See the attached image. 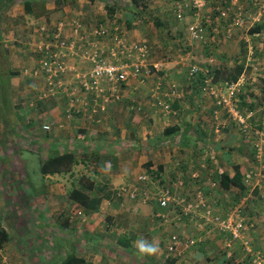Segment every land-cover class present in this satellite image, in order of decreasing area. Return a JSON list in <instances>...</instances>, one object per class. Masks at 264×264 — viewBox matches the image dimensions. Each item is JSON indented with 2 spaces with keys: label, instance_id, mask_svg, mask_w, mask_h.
<instances>
[{
  "label": "crops",
  "instance_id": "1",
  "mask_svg": "<svg viewBox=\"0 0 264 264\" xmlns=\"http://www.w3.org/2000/svg\"><path fill=\"white\" fill-rule=\"evenodd\" d=\"M108 1H0V44L10 56L7 69L18 72L12 75L10 87L15 103H24L19 105L20 110L17 109L25 111V123L31 130L27 135V149L5 148L7 144L0 147V152L3 148L7 150L0 153V166L9 162L12 169V156L18 155L15 151L25 152L28 156V152L40 149L43 154V159L39 160L41 163L57 153L72 152L76 157L71 171L43 174L46 180L37 196L26 195L30 183L22 185L19 178L15 181L21 175L11 174L0 167L1 190L7 188V181L13 185L8 196L0 192V200L7 198L8 207L14 203L22 208L9 210L3 207L5 202L0 203V210L4 211L0 214V225L9 237L0 245L3 257L8 258V264H251L246 261L249 255L241 242H232L230 235L210 220L207 210L221 216L234 210L241 197L240 189L235 185L221 187L220 176L233 177L236 167L244 182L249 172L263 174L264 152L257 154L254 143H249L251 139L242 134L235 122L228 120L224 130H216L219 126L217 111H221L223 121L227 114L202 90L204 76L192 77L191 74L194 65L202 71L204 67L190 64L183 72L184 60L178 61L182 55L173 56L174 52L164 57L166 62L158 61L161 59L153 52L157 49L154 44L158 45L155 36L144 37L147 29L136 24V20L139 15L148 16L145 11L150 7L155 15L171 22L167 24L163 20L164 29L171 26L170 32L180 33V38L175 41L179 48L213 50L225 47L227 41L238 34L250 52L253 50L252 37L257 35L251 30L264 21H253L247 28L237 29L232 25L235 16L230 14L218 26L214 41L195 44L186 36L192 10L180 19L175 7L179 0H145L143 3L146 2L147 6L143 9L141 4L139 14L133 17L135 8H129L125 11L128 16L125 28L122 13L118 12L122 10ZM161 2L166 6L162 7ZM223 2L230 4L229 0ZM240 5L235 8L244 15L258 13L248 0H240ZM217 6H207L204 13H213ZM61 20H79L88 30L98 25L118 28L129 43L147 44L150 49L148 65L164 66L161 69L165 72L154 70L152 73L149 67V76H132L123 83L119 98L106 103L91 94L87 96L89 104L82 106L81 112L69 115L67 107L71 92L65 94L63 87L54 86V97L41 99L43 80L32 74L41 56L37 50L41 39L39 27L45 23L52 26ZM128 21H131V27ZM154 24L159 25V22L154 21ZM229 31L232 33L230 37ZM209 35L212 36V32ZM103 40L110 43L109 38L100 41ZM173 45L165 40L158 47L161 50L178 48ZM249 60L235 62L245 61L243 75L252 70L253 63ZM70 63L81 71L87 70L88 63L79 56L73 57ZM261 75L259 78L251 74L249 82L260 80L264 94V75ZM206 78L212 80L208 86L216 89L224 81L220 78L215 82V75ZM65 86L77 90L74 83ZM252 89L254 87L249 85L244 91L248 96H254ZM77 94L80 99L77 104H80L85 94L82 91ZM159 102L169 103L171 108L167 109ZM10 125L12 129L16 126L14 122L8 125L6 138H13ZM44 125H51L50 129H44ZM40 131L39 141L33 142V137ZM261 143L264 150V143ZM254 150L259 162H255L254 169H251ZM18 160L23 161L17 156ZM144 173L150 175L146 184L139 181ZM212 181L217 185L212 186ZM121 187L136 188L137 197L131 198L128 193L119 195ZM143 187L153 195L152 200L141 198ZM19 188L25 193L20 191L15 203ZM68 188L80 189L90 200L87 204L73 200L70 195L73 189ZM164 189L173 194L167 208L160 207L158 202ZM257 193L255 190L249 200L250 228L247 232L257 247L256 251L264 256V205L254 204L258 202L255 200ZM190 203L197 206L186 212V205ZM159 212H164L166 219L160 217ZM173 235H178L180 242L171 250ZM189 238L196 239V244L187 246L185 242ZM142 239L149 243L155 240L159 252L150 256L139 254L136 245ZM0 260V264L6 263L1 257Z\"/></svg>",
  "mask_w": 264,
  "mask_h": 264
},
{
  "label": "built area",
  "instance_id": "2",
  "mask_svg": "<svg viewBox=\"0 0 264 264\" xmlns=\"http://www.w3.org/2000/svg\"><path fill=\"white\" fill-rule=\"evenodd\" d=\"M223 0H179L175 7L177 16L180 19L184 15H188V11L192 10L191 21L188 24V33L190 40L195 44L206 43L214 41V33L216 32L220 23L229 18L230 14L234 15L232 25L237 29H245L253 21H264V0H248L249 3L256 7L258 13L251 15H244L240 10L237 11L236 6L239 7L240 0H229L230 4L223 2ZM211 4L219 5L214 9L213 13L204 10ZM212 32V36L209 35ZM40 41L37 45V50L41 56L37 65L33 68L32 74L43 80L41 90V99L54 97V86L63 87V93L71 92V99L67 107L69 115L81 112L82 106L86 107L87 96L94 94L97 99L106 100V103L119 98L118 92L121 90L123 83L130 77L151 74L148 57L150 49L147 44L132 42L129 43L123 31L118 28H108L104 25L91 27L89 30L79 20H61L54 23L52 26L45 23L39 27ZM229 37L232 35L229 31ZM211 36V37H210ZM110 39V43L102 42L101 39ZM81 58L88 63L87 70L81 71L76 66L70 63L73 57ZM154 67H158L154 66ZM159 68V67H158ZM199 68L194 65L191 68V73L197 71ZM243 76V75H242ZM239 79L237 82L225 83L224 90L222 87L213 88L207 86L204 90L213 95L218 100V104L227 106L229 111L233 113L234 118L245 129L248 127V119L252 116L253 111L242 114L237 110L236 104H233V96L238 91L240 85ZM208 83L212 80L207 79ZM75 84L77 90L68 88L65 84ZM113 89V91H112ZM78 92H83L85 96L80 104L77 102L80 99L77 97ZM112 92V93H111ZM165 108L170 109L169 103L159 102ZM89 104V103H88ZM51 125H45L44 128L50 129ZM255 150L258 155L263 152L261 142H255ZM262 179L264 180V173L249 172L245 183L248 186L247 195L243 197L244 200L253 198V191L258 186H262ZM141 183H148L150 175L147 173L139 177ZM217 182L212 181V186H216ZM141 193L143 200H152L153 195L143 187ZM257 194V199L264 201V190ZM128 193L131 198H136L138 191L135 188L121 187L118 194L124 195ZM173 194L169 189H164L163 193L158 197L160 207L167 208L172 200ZM249 203V201H247ZM246 201L241 199L240 204L234 206V210L225 216L215 214L211 209L207 210V215L210 220L217 225L222 231H227L232 235L230 239L232 242L240 241L244 249L251 255L254 264H264V256L261 252L256 251L252 247L251 237L247 230L250 228L248 221V211L246 210ZM199 205V204H198ZM195 204L190 203L186 205V212L194 208ZM158 215L166 219L164 212H159ZM196 239L189 238L186 240V245L191 246L196 244ZM180 237L173 235L170 249L173 250L178 247ZM1 252V250H0ZM0 257H3L2 252ZM5 261V259H4Z\"/></svg>",
  "mask_w": 264,
  "mask_h": 264
},
{
  "label": "rangeland",
  "instance_id": "3",
  "mask_svg": "<svg viewBox=\"0 0 264 264\" xmlns=\"http://www.w3.org/2000/svg\"><path fill=\"white\" fill-rule=\"evenodd\" d=\"M108 2L111 3L112 5H114L115 7L117 5V7L120 10H122V11H118V12L122 13V21L124 20V22H125L127 20L126 18L128 17V16L126 17L125 11L128 10L130 7V0H110ZM161 6L164 7V6H166V4L164 2H161ZM145 13L148 14V16L143 17V16L139 15L137 17L136 24L144 25L145 28L147 29L146 33L144 34V37L152 38V36H155V38H156L155 41L158 43V45L154 44L157 49L156 50L153 49V52L158 57V59L162 60V61L161 60H158V61L166 62L164 60V57H166V58L169 57V55H168L169 52H174L175 54H173V56H178V55L180 56V54H181L182 56L179 57L178 61L184 60V61H182L185 63L183 70H182L183 72L185 71V69H187V67L190 64H198L199 66H202L204 68L205 67H209V68L213 67L214 68L216 66L222 65L223 63L224 64L226 63V64H229L231 67H233L236 64L235 63L236 61H238V60H245L246 61V60H249V58H250L249 62L253 63L252 70H249L248 74L241 76L240 79H242V80L240 81V85L237 86L238 91L233 96V104L237 105L239 103V99H238L239 94L240 95L242 94L243 96L246 94L247 95V99H246L247 105H250V104L254 105L255 110H253L252 116L248 119V127L244 129L241 126V124L234 118V115L232 112L229 111V108H227V106H225V107L222 106L221 110H223L227 114V116L224 118V121H223L222 118L220 117L221 111H217L219 116L216 118V121L219 123V126H216V130L217 131L224 130L226 124H228V120H230V122H235L236 125L238 124L237 127L239 126L238 127L239 130H241V132L244 136H247L251 139V141L249 140L250 144L254 143V145H255V142H260V141L264 143V129H259V124H262V123L264 124V110H262V108H264V106H263L264 100H263V90L261 89V86H263V85L260 84V80L257 81L255 79H253L252 82H249V76H251V74H253V76L255 75L254 77H259V78H262L261 74L264 75V33L262 32L261 34L253 35V37H252V44H253L252 52H250V50L249 51L247 50V47H245V44L243 43L241 36L238 34H235V36L233 37V40L227 41L225 47L220 46L219 48H216L213 50H208V51L193 47V49H190V50H192V52L188 53V52H190L189 49H182L183 47L179 48L176 45L175 39L180 38L178 36L180 33L176 34L173 32V30L170 32L169 28L171 26H169L167 30L162 27L161 24L164 23L163 20H165L167 22V24L171 23V22H169V20L165 19V17H160V16L155 15L153 13V10L150 7H148V9L145 11ZM151 15H153V16H151ZM161 15H164V14L162 13ZM173 17H174L173 14H170V19H173ZM154 21L157 23L159 22V25L158 24L155 25ZM174 21H175V18H174ZM175 23H176V21H175ZM136 24H134V26ZM153 24H154V26H153ZM125 25H126V22H125V24L123 23L124 28H125ZM186 36L188 38H190L189 33H187ZM165 40H168L169 44H171V45L174 44L178 48L169 47V49L161 50L160 47H158V46H161L163 44V42H165ZM151 41L153 42V39H151ZM159 42H161L162 44L160 45ZM153 43H155V42H153ZM255 47H256V51H255ZM223 56H224V58H228V61H221ZM211 58H213L212 61H210ZM176 64H179V63H176ZM256 64H259V65H256ZM177 66H179V65H177ZM149 67L152 69H155L157 71H160V70H162L161 68H163L164 66L160 65V68H156V67H154V65H152V66L149 65ZM161 72H165V69H164V71L162 70ZM203 72L205 73L206 71H203ZM152 73H154V70H152ZM259 73H261V74L259 75ZM141 76H143V75H141ZM141 76H137V77H141ZM132 78H136V77L133 76ZM225 85L226 84H224V86H221L224 90H226ZM249 85H252L254 87V89H252L254 96H248V94L244 91L245 88L249 89ZM250 88H251V86H250ZM242 92H244V93H242ZM212 98H214V100H216L215 97H212ZM18 102H19L20 106H22L24 104L23 102L22 103L20 101H18ZM19 105L17 104V108H19V110H20ZM243 107H244V109H248V107L246 105H244ZM237 110H238V108H237ZM15 112L16 111H14L13 113H15ZM242 114H244V113H242ZM15 115L19 118L18 121L14 122L17 128L13 129L10 132V133H12L13 138L12 137L5 138V142L7 143V146L5 144L3 147L6 146L5 148H15V149L17 147H21L22 150H25L28 148V145H29V143H28V139H29L28 137L29 136H27V135L31 130H29L30 127H28V125L25 123V111L24 112L23 111H17ZM13 118L10 116V118L7 121V125L13 123ZM14 120H15V118H14ZM2 124L3 123H0V126ZM41 128H42V124L39 125V129H41ZM4 132H8V131L4 130ZM32 132H36V131H32ZM37 134L38 135H35L33 137V139H32L33 142L39 141L37 136L38 137L41 136V131ZM6 136H8L7 133H6ZM33 145L36 146L37 144H33ZM38 145H40V144H38ZM5 148L1 149L0 153L7 152V150H5ZM15 152H16L15 154H18L17 156L22 158L23 161H19V160L17 161V156H12L13 157L12 158L13 161H11L12 162V164H11L12 169L10 168L9 162H3L4 165L2 164L3 166H0V167L2 169L8 170V172L11 174L13 172H16L18 175H21V176H18L17 178H15V181L19 178L18 180H20L21 182L20 181H18V182L21 183L22 185H24V182L30 183L29 186L31 188L27 191L26 195H36L37 196L42 191V188L44 187L43 185H44L45 180H46L45 177L43 176L42 171H41L42 163L39 162V160L43 159V154L41 153L42 151L40 149L39 150L37 149V152L36 151H30L27 153L28 156L25 155V152H18V151H15ZM263 152H264V150H263ZM2 158H4V157H1V159ZM15 158H16V160H15ZM255 162L258 163L259 161H258V158L256 157L255 150H254V163H253L251 169H254ZM22 170L25 171V174H24L25 176H23ZM262 172L264 173V171H262ZM261 182H262V186L261 187L259 186V187L262 188V190H264V180L262 179ZM5 184H7V188H10V190H8L6 188L4 191H2L1 189H3V188H0V190H1L0 192H2L3 194L5 193L6 196H8V193H10L12 191L11 188H13V185H12L11 181H7ZM20 189L21 188H19L16 191L17 195L15 196V200H17V201H14L15 203H17L18 199H19L18 193H20V191L22 194L25 193V192H23L24 190H22V189L20 190ZM68 189H74V188H68ZM247 193L245 192L240 197V200L236 204V205L240 204L241 199L243 201H246V203H245L247 206L246 210H248L250 203L247 202V201H249L248 199L244 200L243 197H245L247 195ZM2 199L4 201L0 200V203L5 202V204L3 206L4 208H9V210H14L17 207V210H22L21 207L16 206L14 203L8 207L6 204L8 199L7 198L6 199L2 198ZM255 200L258 201L259 203L256 202L254 204L264 205V201H261L259 199H255ZM252 206H253V204H252ZM3 212L4 211L1 209L0 214ZM4 218H5V216H3V219ZM1 258L6 260L5 264H8V258L7 257L6 258L1 257ZM0 263H2L1 260H0Z\"/></svg>",
  "mask_w": 264,
  "mask_h": 264
},
{
  "label": "trees",
  "instance_id": "4",
  "mask_svg": "<svg viewBox=\"0 0 264 264\" xmlns=\"http://www.w3.org/2000/svg\"><path fill=\"white\" fill-rule=\"evenodd\" d=\"M1 1V0H0ZM145 0H130V7L129 8H135L134 14L131 16H135L136 14H139L140 11H138L139 6L142 4V8L144 9V6L146 7L147 4L144 2ZM130 17V18H131ZM128 26L131 27V21H128ZM251 32L253 34H258V33H264V23H260L259 25L255 26ZM176 40V39H175ZM178 41V40H176ZM8 50L4 47V45L0 44V123H3L0 126V147L4 146L7 144L5 142L6 138V132L9 130V126L7 125V121L10 116L14 115L13 122L18 121L19 118L15 115L16 112L18 111L17 109V104L15 103V100L12 95L10 83H11V77L14 74H17L18 72L15 70H8V65L10 62V56L9 53L7 52ZM221 61H228V58L222 57ZM155 70V69H152ZM246 70V64L245 61L236 63L233 67H231L229 64H222L216 67L212 68H204L203 71H206L205 73L202 71L201 68H199L197 71L193 72L192 77H200L201 75L204 76V81L203 83L205 86L202 88L205 89L208 86V81L206 76L208 77L209 75H215V82L218 81L220 78H223V84L221 86H224V84L231 83V82H237L241 76L244 74ZM157 71V70H156ZM161 72V70L159 71ZM204 73V74H203ZM200 75V76H198ZM205 91V90H204ZM206 94H208L209 97H213V95L209 94L207 91H205ZM239 103L236 105L238 110L241 113L247 114L248 111H253L254 105L250 104L247 105L246 99L247 95L245 94L244 96L241 94L238 95ZM263 100H264V94H263ZM217 106L222 109L221 104H218V100H215ZM244 105L248 107V109H244ZM264 106V104H263ZM16 108V110H15ZM244 109V110H243ZM15 113H13L14 111ZM264 110V108H262ZM17 127L14 126L13 129H16ZM12 126L10 125V132H11ZM12 129V130H13ZM259 129H264L263 124H259ZM8 133V132H7ZM76 163V157L74 153L72 152H64V153H57L55 155H51L47 157L46 159L43 160L41 170L43 174H54V173H61V172H69L72 170L73 166ZM232 185L237 186L240 189L241 196L245 193V191L248 189L247 184L244 182L243 175L239 171L238 167H236V173L233 177L227 176L225 174H222L220 176V186L223 188H228L231 187ZM260 187H256L254 189L258 191L257 194L261 191L259 189ZM253 191V194H254ZM72 199L75 201H79L83 204H87L88 201L90 200V197L88 194L85 192L81 191L80 189H73L72 193L70 194ZM227 232V231H223ZM230 235V239L232 238V235L227 232ZM9 239L8 233L6 232L5 229H2L0 225V245L5 243ZM236 242V241H235ZM242 244V243H241Z\"/></svg>",
  "mask_w": 264,
  "mask_h": 264
},
{
  "label": "clouds",
  "instance_id": "5",
  "mask_svg": "<svg viewBox=\"0 0 264 264\" xmlns=\"http://www.w3.org/2000/svg\"><path fill=\"white\" fill-rule=\"evenodd\" d=\"M44 129H46V128H44ZM251 242H252L253 249L256 250L257 247H254V242H253L252 238H251ZM136 247L138 249L139 254H141L142 256L156 255L159 252V244L155 240H153V242L149 243L147 240L142 239L137 243ZM247 254L249 255V257L246 261H249L251 264H254L252 262L251 255L249 253H247Z\"/></svg>",
  "mask_w": 264,
  "mask_h": 264
}]
</instances>
